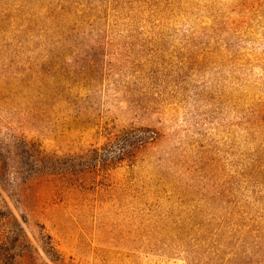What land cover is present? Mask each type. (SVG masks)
<instances>
[{"label": "rangeland", "instance_id": "1", "mask_svg": "<svg viewBox=\"0 0 264 264\" xmlns=\"http://www.w3.org/2000/svg\"><path fill=\"white\" fill-rule=\"evenodd\" d=\"M80 1L82 43L56 58L0 33V135L60 154L159 138L96 181L37 178L27 208L0 184V232L11 211L29 236L0 264H247L229 199L261 195L264 222V0Z\"/></svg>", "mask_w": 264, "mask_h": 264}, {"label": "trees", "instance_id": "2", "mask_svg": "<svg viewBox=\"0 0 264 264\" xmlns=\"http://www.w3.org/2000/svg\"><path fill=\"white\" fill-rule=\"evenodd\" d=\"M1 2L2 0H0L2 30L0 33L3 34L7 50L13 55L24 48L29 49V46L36 45L55 53V58L60 55L59 49L67 47L76 49L82 43L78 40V35L83 21L77 19V16L80 17L95 6L86 1L75 0L78 5L76 11L70 0H47L42 6L41 14L40 12L35 14L22 12L26 0H21L20 5L17 2L7 1L6 7H3ZM89 23L93 29L94 20L90 19ZM90 38V43L85 44L89 49L101 48L104 45L100 39ZM52 76L58 75L53 73ZM17 87L19 88V85H15V88ZM145 130L155 133L151 129ZM135 131L137 130L128 129L113 138L110 144H107L108 149L116 148L111 153L104 147H94L81 152L63 154L48 151L36 141L18 133L7 132L0 135V184L17 206L21 203L27 208L26 199L29 196V189L37 178H46L61 185H68L71 180L96 181L99 176L106 177L115 164L124 159L130 160L139 149L151 140L156 141L159 138L158 133L142 136ZM259 196L261 197L256 194L253 200H246L243 203L242 199L231 193L229 199L232 208L237 207L231 212L233 215L236 214L232 218L242 221V236L247 245V264H264V222L260 221L259 224L258 221L261 219L263 202L261 203L262 197ZM256 205L258 208L255 207ZM21 217L24 221H28L25 214H21ZM5 218L9 229L0 232V258L10 254L6 249H2L6 243L22 242L23 239L29 238L13 212L10 211ZM17 254L15 251L12 257H16Z\"/></svg>", "mask_w": 264, "mask_h": 264}]
</instances>
